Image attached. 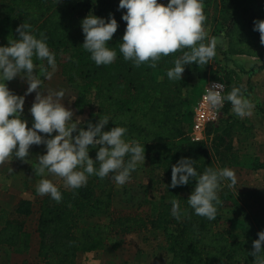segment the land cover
Wrapping results in <instances>:
<instances>
[{"label": "trees", "instance_id": "1", "mask_svg": "<svg viewBox=\"0 0 264 264\" xmlns=\"http://www.w3.org/2000/svg\"><path fill=\"white\" fill-rule=\"evenodd\" d=\"M160 2L167 4L165 0ZM118 5L119 0L95 3L94 0H0V46L19 39L16 29L23 23L29 24L38 38L44 33L49 48L56 54L61 74L77 90L74 101L77 112L90 109L95 111L97 122L100 117H108L126 127L127 140L145 145V176L163 192L155 213L151 210L118 213L107 222L86 223L89 215L102 212L103 205H108L105 198L113 189L111 175L103 179L91 176L86 186L75 190L58 186L62 202L45 195L39 207L36 264H76L80 252L103 250L115 235L149 230H163L171 264H255L250 253L261 229L228 184L218 190L221 204L217 206L214 221L195 215L187 204L197 183L194 178L188 185L170 187L172 166L184 157L196 161L199 173L206 167L220 169L217 161L222 166L264 170V161L258 156L241 154L231 143L234 137L252 131L253 125L231 113L232 106L225 101L220 124L207 127L212 151L207 139L193 140L189 132L194 105L204 83L223 79L213 71L210 61L206 66L187 65L181 81L169 80L167 71L182 56V51L162 57L156 68L148 64L134 67L131 61H125L119 43L126 29L122 20L126 9L118 10ZM203 10L205 26L214 28L211 35L207 32L208 36L222 37L216 52L229 60L238 54L259 56L262 63L258 67L264 69V46L260 43V33L253 30L254 21L264 20V0H203ZM90 13L102 18L113 14L118 21V30L109 41V47L117 52V59L111 65L98 67L83 49L81 21ZM34 63L47 68L46 60L34 58ZM39 77L44 86L43 72ZM223 81L227 84L226 95L233 86L242 85L235 68L229 70ZM189 82L193 85L186 91ZM111 120L105 131L117 126ZM38 163L28 168L37 178L40 176L35 175L34 168ZM99 184L105 186L100 193ZM172 200H177L186 213L179 222L171 216ZM33 205L32 200L22 199L14 209L0 210V245L10 247L17 254L30 252L33 233L27 227V217L34 212Z\"/></svg>", "mask_w": 264, "mask_h": 264}, {"label": "clouds", "instance_id": "2", "mask_svg": "<svg viewBox=\"0 0 264 264\" xmlns=\"http://www.w3.org/2000/svg\"><path fill=\"white\" fill-rule=\"evenodd\" d=\"M125 9L122 20L126 22V29L119 52L134 67L148 64L156 68L162 57L182 51V56L176 58L174 66L167 71L169 80L181 81L187 65L206 66L216 56L222 37L208 36L203 0H168L166 5L160 0H119L118 10ZM81 26L82 46L90 59L98 67L114 63L117 52L109 47V41L119 27L115 16L109 14L102 18L90 13L81 21ZM253 30L260 33V43L264 46V20L254 21ZM16 31L19 39L0 46V165L13 156L27 162L31 146L44 145L46 154L39 156L38 167L34 168L37 176L58 177L63 180V188L71 190L86 186L91 176L103 179L111 175L117 186L125 185L138 164L145 163V145L127 140V128L108 117H100L95 124L91 121L85 124L83 117L74 120V112L62 103L65 92L45 89L37 74L39 67L44 79L51 80L58 69L56 54L49 48L45 34L41 32L38 38L26 23ZM34 58L46 60L47 68L36 65ZM18 76L28 84L24 96L14 94L7 84ZM224 88L223 83H213L206 90L204 100L210 108L218 110L227 101L237 117L250 116L254 105L243 85L233 86L227 95L222 94ZM33 92L36 96L29 109L33 117L29 127L22 117L25 98ZM110 120L117 126L105 131ZM89 146L98 148L95 159L89 155ZM195 165L196 161L188 157L173 165L170 187L188 185L194 178L197 183L187 204L195 215L214 221L217 206L221 204L218 195L221 182L230 181L228 186L234 187L236 174L226 167H206L199 173ZM36 191L40 196L47 195L57 203L62 202V192L50 179H40ZM171 205V216L181 221L185 210L177 200H172ZM250 254L255 257V264H264V231L253 241Z\"/></svg>", "mask_w": 264, "mask_h": 264}, {"label": "rangeland", "instance_id": "3", "mask_svg": "<svg viewBox=\"0 0 264 264\" xmlns=\"http://www.w3.org/2000/svg\"><path fill=\"white\" fill-rule=\"evenodd\" d=\"M168 2V0H165ZM213 26H205V30L209 33L213 32ZM218 53V52H217ZM233 59L237 62L241 57L232 56V61L229 59H225L221 54H217V58L212 60V69L216 71L218 76L224 80V77L229 72L231 68H235V64L233 63ZM238 63V62H237ZM239 65V63H238ZM237 70L238 67L236 68ZM41 71L38 67L37 74L40 76ZM61 67L58 65V69L54 74V77H61ZM208 83H204L205 85ZM9 89L16 95L24 96L28 84L26 80H22L19 76L12 81L7 82ZM203 84V83H202ZM63 85V86H62ZM57 82L56 85L51 89L53 91L63 90L65 92V96L62 100V103H65V106L70 108L74 112L73 119L83 117L85 124L87 121H91L93 124L97 123L95 111L87 109L83 113L77 112V109L74 106L75 101V92L76 89L73 86L67 84H62ZM192 83L189 82L186 91H189L192 88ZM198 85V83H197ZM204 85V86H205ZM45 88V85H44ZM203 92V91H202ZM36 93L33 92L29 94L25 98V106H24V114L23 119L28 121V126H32L33 117L29 112L34 100ZM223 109L219 115V118L215 120L211 125L216 127V125L220 124L224 117ZM230 110V109H229ZM232 113V109L230 111ZM260 122V120H259ZM257 121V125L259 129L254 128L252 131L247 133L242 137H234L231 140L233 148L239 151L241 154H251L258 156L262 161H264V119L259 123ZM210 125V126H211ZM79 127V126H78ZM57 133H53L52 135H56ZM78 133H74L76 135ZM41 135H46L42 134ZM212 137V136H211ZM207 139V138H206ZM208 146L211 145V138L207 140ZM90 147L89 155L95 159L98 148L93 149ZM212 151V147H210ZM46 154V148L44 145H33L30 148V153L28 157H26L27 163L30 165L36 161H39V156ZM145 163H140L137 166V169L131 174V178L129 182H127L123 186H117L115 182H111L113 189L110 190L111 193L109 196H106L105 200L109 201L108 205H103V211L98 213H93L89 215L86 219V223L93 222H107L113 216V214H125V213H136L141 211L151 210L155 213L157 209V205L159 206L160 198L162 196V189L158 186L151 185L149 182V178L144 174ZM220 169L229 168L232 169L237 177V184L234 187H231L237 198L240 200L242 204L245 205L247 210L255 219L259 229L264 231V170H252L249 168H241L239 166H230L225 165L222 166V162L217 161ZM40 179H50L57 186L63 187V180L58 177H53L51 175H45L43 177H39ZM37 179L31 182H27V184L23 187L25 188L22 191V186H19L20 192L16 195L14 200L17 198L26 195L30 196L33 201V209L34 212L27 217V227L33 233L34 237L38 239V234L36 232L37 220L39 215V207L44 196H40L36 187L39 180ZM230 181H222L221 185L229 184ZM100 187V188H99ZM105 186L98 185L99 193L103 191ZM9 209H12L10 207ZM222 229V227H220ZM116 236V235H115ZM124 238H120V240L115 243V245L119 246L113 248L114 250H119L120 256H118L117 260H111V263L119 262L116 264H171V253L167 249L168 244L166 241V236L163 230H149L142 233H134L127 235H120ZM111 239V238H110ZM115 247V246H114ZM94 252V251H93ZM36 254L30 253L29 260L35 264L36 263ZM97 256L92 257L89 256H77L76 264H98L99 262V253H96ZM79 257V258H78ZM13 261V259H12ZM13 261L14 264H20L21 262ZM114 264V263H113Z\"/></svg>", "mask_w": 264, "mask_h": 264}, {"label": "crops", "instance_id": "4", "mask_svg": "<svg viewBox=\"0 0 264 264\" xmlns=\"http://www.w3.org/2000/svg\"><path fill=\"white\" fill-rule=\"evenodd\" d=\"M212 33L213 32H211L210 35ZM237 56L241 57V59L237 61L239 65L235 61L236 59L235 60L233 59V63L235 64V69L238 67L239 69L238 71L242 79V85L244 89H246L245 94L254 105L250 116H247L243 119L239 117L238 118L250 125H253V129L254 128L259 129L258 126L260 125H257V121L259 122L260 120V122H262L264 119V69H260L258 67V65L261 64L262 61L260 60L259 56L246 55V54H242V55L238 54ZM60 76L61 77L53 76L51 80H45L44 82L45 89H52L57 82L61 83V85L67 84L68 82L66 78L62 74ZM76 96H77V90L75 92V97H74L75 99ZM29 166L30 163H27L19 158H15L14 156L9 158L3 165H0V210L4 208L9 209L10 207L14 209L20 200L32 199L29 195L28 196L23 195L17 198L16 200H14L16 195L21 191L19 186H22V191H23L25 189L23 187L27 184V182L34 181L35 179H37L36 182L39 180V178L29 173L28 171ZM120 238H124V237L120 235L113 236L109 240V244L105 249L94 252H80L79 256L91 255L92 257H95L97 256L96 253H99L98 264L119 263L114 261L113 263H111V260H117L118 256H120L119 250L113 249L119 247L115 245L114 242H116L117 239L119 241ZM39 243H40L39 236L37 239L33 235L31 250L27 254H17L13 252L10 247L6 245H0V264H14L13 261H18V260H20L19 261L21 262L20 264H23L25 260L28 261V264H33L29 260V254L38 252Z\"/></svg>", "mask_w": 264, "mask_h": 264}, {"label": "built area", "instance_id": "5", "mask_svg": "<svg viewBox=\"0 0 264 264\" xmlns=\"http://www.w3.org/2000/svg\"><path fill=\"white\" fill-rule=\"evenodd\" d=\"M213 83H223L225 85L223 95H226L227 91V84L223 80L219 79H211L208 83L204 86L203 92L199 98H197V102L194 105V117H193V125L190 129V136L193 140L202 141L206 140L207 138V127L215 122L219 118V115L222 111V108L216 110L210 108L208 103L204 100V96L206 95V90L213 84ZM225 105V103H224Z\"/></svg>", "mask_w": 264, "mask_h": 264}]
</instances>
